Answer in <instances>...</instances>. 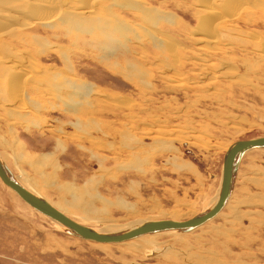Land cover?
<instances>
[{"label": "rangeland", "instance_id": "1", "mask_svg": "<svg viewBox=\"0 0 264 264\" xmlns=\"http://www.w3.org/2000/svg\"><path fill=\"white\" fill-rule=\"evenodd\" d=\"M257 136L264 0H0V156L73 220L186 219L212 200L229 144ZM13 194L0 181V264H264V150L187 233L91 242Z\"/></svg>", "mask_w": 264, "mask_h": 264}, {"label": "water", "instance_id": "2", "mask_svg": "<svg viewBox=\"0 0 264 264\" xmlns=\"http://www.w3.org/2000/svg\"><path fill=\"white\" fill-rule=\"evenodd\" d=\"M254 149H264V136L239 139L229 144L222 156L220 180L212 200L192 216L180 220L174 218L147 219L112 232L99 231L89 225L74 221L55 208L38 192L25 187L1 158L0 180L29 206L64 227L63 230L57 228L59 231L95 242L120 243L149 234L191 232L213 219L227 204L234 191L239 165L243 156Z\"/></svg>", "mask_w": 264, "mask_h": 264}, {"label": "bare ground", "instance_id": "3", "mask_svg": "<svg viewBox=\"0 0 264 264\" xmlns=\"http://www.w3.org/2000/svg\"><path fill=\"white\" fill-rule=\"evenodd\" d=\"M58 1V0H57ZM74 1V0H73ZM10 2V1H9ZM50 2V1H49ZM53 3H54V1H52ZM85 2V1H84ZM52 3V4H53ZM77 3H79V1H77ZM88 3V2H87ZM90 3V2H89ZM10 4V3H9ZM47 4V3H46ZM81 4V3H80ZM59 5V4H58ZM53 6H54V4H53ZM50 7H51V5H50ZM43 8L44 10H42V12H38V13H36V12H32L31 13V18H32V20L33 21H35V20H41L42 22H44V23H47V22H50L53 18L55 19V17H57V15H59L58 13H59V11H61V9H59V7L57 6V4H55V7L53 8V7H51V8ZM85 7H87V6H85ZM89 7V6H88ZM15 8V7H14ZM30 9V8H29ZM28 9V10H29ZM81 9H82V7H81ZM33 9H31V11H32ZM88 10H90V9H88ZM76 11V10H75ZM81 11H83V10H81ZM30 13V12H29ZM64 13V12H63ZM63 13H62V15H63ZM79 13H80V11H79ZM82 13V12H81ZM61 14V13H60ZM80 17L81 16V14L80 15H77V14H74L73 15V20L74 19H76V17ZM83 16V15H82ZM62 17V16H61ZM59 18V17H58ZM70 23V22H69ZM74 23V22H73ZM73 23H71V24H73ZM77 23V22H76ZM70 24V25H71ZM80 24V23H79ZM79 24H77V25H79ZM53 25V24H52ZM76 25V26H77ZM78 30V29H77ZM81 30V29H80ZM152 33H154V32H151V36H156V38H158V36L157 35H155V33L154 34H152ZM147 37H148V35H147ZM16 75V74H15ZM67 83V82H66ZM68 85V87L67 88H65L64 90L66 91L67 90V94H66V96L67 97H70V99L74 102V98L75 97H78V96H80V92L81 91H79L78 89H80V90H83V89H81V87H75V86H72L70 83H68L67 84ZM79 86V85H78ZM72 87L74 88V89H72ZM71 90V91H70ZM66 100H68L67 98H65ZM71 102V101H70ZM70 106V105H69ZM71 107V106H70ZM72 108V107H71ZM255 150V149H254ZM258 150H264V149H258ZM248 153V152H247ZM246 153V154H247ZM0 158H1V156H0ZM2 159V158H1ZM12 159V158H11ZM4 162V161H3ZM6 165V164H5ZM7 166V165H6ZM8 167V166H7ZM12 171V170H11ZM13 172V171H12ZM16 177H17V175H15ZM20 178V180L23 182H21L20 180H19V178ZM17 177V179L25 186V187H28L29 189H32V188H30L29 187V185L22 179V177H20V176H18ZM1 181V180H0ZM2 182V181H1ZM3 183V182H2ZM6 186V185H5ZM6 188L8 189V190H10V191H12V193H14L13 195H15V196H17L18 197V199H20L23 203H25L26 204V206L28 207V208H30V209H32V210H34L35 212H37V213H39L40 215H42L43 217H46L45 215H43V214H41L40 212H38L37 210H35L34 208H32L31 206H29L25 201H23L11 188H9L8 186H6ZM231 198V197H230ZM228 203V202H227ZM227 205V204H226ZM225 205V206H226ZM221 212V211H220ZM219 212V213H220ZM63 213V212H62ZM218 213V214H219ZM217 214V215H218ZM47 218V217H46ZM50 220V219H49ZM52 221V220H51ZM74 221H76V220H74ZM53 222V224H55V227L56 228H58L59 230H63V228L64 227H62L61 225H59L58 223H56V222H54V221H52ZM76 222H78V221H76ZM209 222V221H208ZM78 223H80V222H78ZM82 224V223H81ZM131 226V225H130ZM128 227V226H127ZM94 228V227H93ZM94 229H96V230H99V231H108V232H112V231H117V230H121V228L120 229H115V228H111V227H106V228H104V229H97V228H94ZM123 229V228H122ZM149 235H153V234H149ZM144 236H146V235H144ZM140 237H142V236H140ZM137 238H139V237H137ZM134 239H136V238H134ZM131 240H133V239H130V240H127V241H131ZM87 241H90V240H87ZM127 241H123V242H127ZM91 242H95V241H91ZM123 242H120V243H123ZM96 243H102V242H96ZM103 244H107V243H103Z\"/></svg>", "mask_w": 264, "mask_h": 264}]
</instances>
